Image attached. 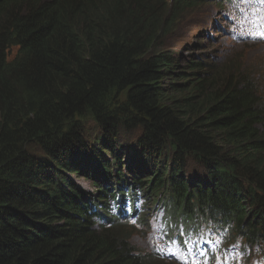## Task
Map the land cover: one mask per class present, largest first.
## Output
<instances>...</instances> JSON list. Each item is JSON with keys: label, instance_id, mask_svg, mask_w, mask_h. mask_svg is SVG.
Returning <instances> with one entry per match:
<instances>
[{"label": "trees", "instance_id": "16d2710c", "mask_svg": "<svg viewBox=\"0 0 264 264\" xmlns=\"http://www.w3.org/2000/svg\"><path fill=\"white\" fill-rule=\"evenodd\" d=\"M167 7L0 4V264H164L132 245L140 198L210 264H264V65L178 57Z\"/></svg>", "mask_w": 264, "mask_h": 264}, {"label": "rangeland", "instance_id": "374dc122", "mask_svg": "<svg viewBox=\"0 0 264 264\" xmlns=\"http://www.w3.org/2000/svg\"><path fill=\"white\" fill-rule=\"evenodd\" d=\"M205 1L180 8L173 18L174 24L169 19L170 11L168 9L162 13L161 25L157 27V30L166 36L163 41L164 46L171 49L178 57L186 60H191L193 55L206 53L212 56L210 63L215 69H221L224 64L229 62L236 66V72H239L243 66L247 70L262 67L264 60L261 57L264 56V44L261 42L264 41V38L261 36L264 34L262 26L264 10L252 16L254 21L261 25L259 35L253 38L241 34L239 40L243 42L239 43L234 42L231 34L223 29L224 26L226 27V22H224L226 16L221 13L220 8L213 5L216 0ZM245 21L247 27L254 23L253 20ZM239 32L241 31L238 29ZM11 52L15 53L16 49H12ZM76 181L84 189L93 191L94 188L89 182L80 178H77ZM151 209L150 203V211ZM150 234L153 235L151 232ZM151 235L144 236L139 231L134 232L132 245L144 253L152 251L153 236ZM175 254L180 260H187L183 252L177 251Z\"/></svg>", "mask_w": 264, "mask_h": 264}, {"label": "snow or ice", "instance_id": "6c2138e0", "mask_svg": "<svg viewBox=\"0 0 264 264\" xmlns=\"http://www.w3.org/2000/svg\"><path fill=\"white\" fill-rule=\"evenodd\" d=\"M261 38H264V34H262Z\"/></svg>", "mask_w": 264, "mask_h": 264}, {"label": "water", "instance_id": "95a60500", "mask_svg": "<svg viewBox=\"0 0 264 264\" xmlns=\"http://www.w3.org/2000/svg\"><path fill=\"white\" fill-rule=\"evenodd\" d=\"M4 0H0V3L3 2Z\"/></svg>", "mask_w": 264, "mask_h": 264}, {"label": "bare ground", "instance_id": "6f19581e", "mask_svg": "<svg viewBox=\"0 0 264 264\" xmlns=\"http://www.w3.org/2000/svg\"><path fill=\"white\" fill-rule=\"evenodd\" d=\"M108 213V212H107ZM108 222V221H107Z\"/></svg>", "mask_w": 264, "mask_h": 264}]
</instances>
